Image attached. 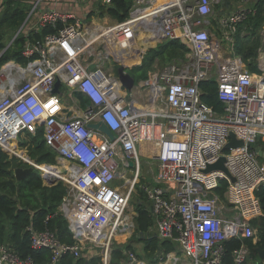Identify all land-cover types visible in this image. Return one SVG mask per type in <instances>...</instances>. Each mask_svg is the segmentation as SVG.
<instances>
[{
  "label": "built area",
  "instance_id": "obj_1",
  "mask_svg": "<svg viewBox=\"0 0 264 264\" xmlns=\"http://www.w3.org/2000/svg\"><path fill=\"white\" fill-rule=\"evenodd\" d=\"M94 1L99 14L94 21L85 23L52 9L39 16L36 28H27L41 2L37 0L19 33H41L47 27L56 32L26 42L21 50L24 64L10 60L0 66V151L37 172L42 181L50 176L55 185L62 184L65 195L58 213L75 241L64 245L44 231L31 234V248L49 250L48 264H60L65 255L76 260L84 251L99 259L98 264H115L111 261L115 242L135 228V213L126 211L140 175L137 149L152 144L155 185L144 183L139 188L151 208L157 239L176 247L157 255V264H226L224 246L231 240H251L260 244L256 249H263L252 221L262 217L256 191L264 184V163L248 143L264 142V32L257 73L249 72L235 55L237 26L255 15L256 0H227L239 8L220 16L215 28L209 20L213 5L223 6L226 0H131L128 20L116 25L107 23L112 1ZM139 21L146 24L149 42L179 40L189 50L182 65L167 67L141 84L151 90L152 82L156 88L162 85L163 91H150L147 98L156 107L153 110L132 107L133 94L124 93L113 67L105 66L110 57L123 65L124 72L141 66L142 52L131 57L103 52L117 35L115 27L125 34L124 26ZM208 30L222 43L212 42ZM131 31L126 32L129 39L137 35ZM208 80L215 82L223 104L221 115L200 99L199 85ZM56 81L59 93L53 94ZM98 122L111 132L113 141L89 128ZM39 129L45 146L56 154L54 165L32 160L27 153L30 141L20 147L18 137L24 133L33 137ZM230 133L243 146L223 151ZM221 157L233 183L220 171L205 173L207 165ZM129 162L132 184L124 191L112 188L119 170L127 172ZM223 180L227 188L221 200L215 191ZM0 264L34 263L0 245ZM117 264L147 263L127 251ZM231 264H264V260L250 257L242 245L232 253Z\"/></svg>",
  "mask_w": 264,
  "mask_h": 264
},
{
  "label": "trees",
  "instance_id": "obj_2",
  "mask_svg": "<svg viewBox=\"0 0 264 264\" xmlns=\"http://www.w3.org/2000/svg\"><path fill=\"white\" fill-rule=\"evenodd\" d=\"M112 5L108 8V15L118 23L128 19L132 6L131 0H111ZM31 5L22 0H3L0 13V53L6 48L5 39L13 38L16 31L25 23ZM255 15L250 16L245 22L237 26L235 55L239 56L251 73H257L256 57L261 44L257 32L264 24V1L256 0L253 3ZM61 25L57 29H61ZM56 30L49 27L42 29L41 33L20 32L10 46L0 57V63L13 60L19 64L26 61L21 56V50L26 42H34L41 37L55 33ZM149 39V37H148ZM151 40V39H150ZM145 48L153 46L145 44ZM188 49L179 40H166L160 43L155 49H150L144 56L141 66L136 71L143 72L144 80H147L148 73L154 70L158 61L163 63L166 60H183ZM200 99L208 107L218 114H223V104L219 101L215 82L204 81L199 85ZM84 105L82 99L79 98ZM28 155L38 164H56V154L47 148L42 140L41 129L37 134L30 137ZM263 145L261 142L256 144ZM20 165V164H19ZM20 167H23L20 165ZM215 193L221 200H224V192L227 182L221 181ZM142 191H139L140 196ZM65 195V188L62 184L47 187L43 184L37 172L31 173L25 180L17 182L11 170V160L0 151V245L8 246L22 259H31L34 264H48L51 253L49 250H34L31 248V234L48 231L61 244L73 245L75 241L68 229L64 217L58 213V208ZM259 200L264 222V184L256 191ZM135 213L136 237L145 243V252L151 261H156L158 251L172 250L173 244L160 242L157 238L150 236V230L154 221L147 208L145 195L137 200ZM254 226L257 220L252 221ZM264 241V238L262 237ZM242 245L249 249L250 257L255 258V249L251 240H231L225 243V263L231 264V255ZM115 247V246H114ZM113 247V248H114ZM122 251L114 248L111 253L112 263H119L123 260ZM99 259L94 258L91 253L84 251L80 258L73 259L70 255L62 257L60 264H98Z\"/></svg>",
  "mask_w": 264,
  "mask_h": 264
},
{
  "label": "crops",
  "instance_id": "obj_3",
  "mask_svg": "<svg viewBox=\"0 0 264 264\" xmlns=\"http://www.w3.org/2000/svg\"><path fill=\"white\" fill-rule=\"evenodd\" d=\"M22 1H26L27 3H29L31 5V8H30V10H31L34 3L37 0H22ZM2 2H3V0H0V8H1ZM220 8H221V10L219 12V15L222 16L223 14L235 11L239 7L233 5L232 3H230L229 1L226 0L224 5L220 6ZM52 9L57 10V11H61V12L71 13V14L75 15V17H77L80 21L85 22V23H88L89 21H94L96 16H99V14L97 13L98 9L96 8V3L94 0H88L86 3H76V4H70L64 0H41V2H39L37 8L32 13L31 17L29 18V20L27 22V25H26L27 28H31V29L36 28L39 16L43 12L48 11V10H52ZM0 13H1V9H0ZM216 20L217 19L213 20L214 25L216 23ZM129 26L131 27L130 29H132L131 32L137 31V35L135 37L132 34L131 38L129 39V36H127V35L123 36V35L117 34V35H115V37L112 40H110L111 42L107 43V46L110 48V51L117 56L126 55V56L131 57L132 51L134 52L137 50H145V46H146L145 44L147 42L150 43L151 45H154V42H152V43L149 42L151 40L148 39L147 35H145L146 25L143 21L136 22L135 24H129ZM130 29H129V31H130ZM146 32H148V31H146ZM16 33H17V31H16ZM135 38H137L139 45H138V43L137 44L135 43V40H136ZM122 44H126L127 47L124 48V46ZM184 59H185V56H184L183 60L177 59L176 60L177 64L178 63L181 64V62H183ZM169 67H172V66H169ZM173 67H175V66L173 65ZM151 75H153V74H148V76L146 78L148 80H144L145 84L147 82H149ZM135 84H136L135 88L138 90L133 88L132 91H127L124 93L133 94V105H132V107H135L137 109H142V110L149 109L151 106L147 103V98L149 97L151 92H149V93L148 92H145V93L142 92L143 89H142V85H141L142 83L141 82H137ZM140 91H141V93L139 94ZM153 108L155 109L156 107L154 106ZM153 108H151V110H153ZM154 176L155 175H152L150 173V176H149L151 179L150 183H149L150 185L151 184L155 185L154 184ZM120 191H123V189L122 190L120 189ZM147 208H148V204H147ZM135 215L137 216L136 213H135ZM133 231L126 233L123 237H121L119 239V241L117 240L114 244V246L116 245L115 248L117 247L122 251L123 258H125V253L127 251H133L135 253L136 257L138 259H140L141 261H144V262L149 261V257L145 252L144 241L141 239H138L137 237H133V238L131 237L130 238ZM150 236L157 238L155 223H154V226L152 227V229L150 230ZM175 248L176 247L173 245L172 250H169V251H176ZM169 251H166V252H169ZM161 252L164 253L163 251H158V253L156 255H159Z\"/></svg>",
  "mask_w": 264,
  "mask_h": 264
},
{
  "label": "rangeland",
  "instance_id": "obj_4",
  "mask_svg": "<svg viewBox=\"0 0 264 264\" xmlns=\"http://www.w3.org/2000/svg\"><path fill=\"white\" fill-rule=\"evenodd\" d=\"M221 8L219 5L217 4H214L213 5V9H212V15L209 17V20L211 22V26L215 28V25H214V22L213 20L214 19H218L219 18V12H220ZM128 20V19H127ZM101 22V21H100ZM126 22V21H125ZM107 23L109 25H116L118 24V22L111 18L109 16V18H107ZM146 25V24H145ZM264 32V24L262 26V28L257 32V34L260 36V40H261V37H262V33ZM145 35L148 36L147 32H145ZM135 43L139 45V42L137 41V38H135ZM12 41V38L9 39V38H6L5 39V43H6V46L7 45H10ZM162 43V42H161ZM160 43H156V45L154 44L153 46H149L147 48H145V50L142 52V54H146L150 49H155ZM97 47L96 45L94 46V48ZM260 47H261V44H260ZM259 47V49H260ZM258 49V50H259ZM110 51V48L106 45L104 46V49H103V52L105 51ZM111 52V51H110ZM183 62L178 63L177 64V61L176 60H166L165 62L163 63H159L158 61L156 62V65H154V70H152L151 72H149L148 74H159L161 73L165 68L169 67V66H178L179 64L182 65ZM122 64L120 62H117L116 60H114L113 57H110L109 59V62L106 61L105 63V66L108 68V67H113L114 69V76L116 78L117 77V69L119 68V66H121ZM0 66H1V63H0ZM123 66V65H122ZM156 66V67H155ZM140 66H135L131 69H126L125 72L126 74H128L133 80L135 83L137 82H141V83H145L144 81V74L143 72H139L138 70L136 71V68H138ZM140 80V81H139ZM148 80V79H147ZM134 83V88L136 86V84ZM162 85L161 83H159V85H157V88L162 90ZM143 91L142 92H150L152 91L151 89H148V86H144L143 88ZM123 90L125 92H127L128 90L125 89L123 87ZM129 91H132V90H129ZM163 91V90H162ZM161 91V92H162ZM141 93V91L139 92V94ZM138 94V93H137ZM31 139L29 138V136L27 134H23L22 135V138L21 137H18V141H19V144H20V147H24V144L28 143ZM261 142V141H259ZM263 145H260L257 143V145L261 146V150H262V154L261 156H258L259 157V161L260 163H264V142H261ZM27 153H28V149H27ZM137 154H138V158L140 160V175H139V178H138V182L133 186L132 188V193H131V196H130V200H129V205H128V209L126 211V214L127 215H131L132 213H135V210H136V204H137V200L140 199V197L142 198V196H144V193L141 192V195L140 196V193L139 191L140 188H139V185L141 184H144L145 182L147 184L150 183V173L152 175L155 174V169H154V161H153V156H154V150H153V145L152 144H147L145 146H139L138 149H137ZM20 165H22L23 167L22 168H27L25 167L23 164H21V162L17 161ZM132 181H133V168H129L127 170V172H124L123 170H119L118 174H117V178L116 180L114 181V183L111 185L112 188H115V189H124L126 188H129V184L131 183L132 184ZM130 184V185H131ZM226 216V215H224ZM259 221V219L257 220V222ZM255 230H256V236L260 237L262 239L263 237V234H262V231L258 228V226L256 225L255 226ZM133 238V237H136V228H134V231L132 232V235L130 236V238ZM119 241V240H118ZM116 246V245H115ZM114 247V246H113ZM115 248V247H114ZM113 248V249H114ZM112 249V250H113ZM133 252V251H132ZM134 253V252H133ZM135 254V253H134ZM136 256V255H135ZM157 256V255H156ZM137 258V257H136ZM258 257L255 255V258L254 259H257ZM154 258H149V261H146L147 264H157L158 261H159V258L156 257V261H151L153 260ZM137 260H140L137 258Z\"/></svg>",
  "mask_w": 264,
  "mask_h": 264
},
{
  "label": "water",
  "instance_id": "obj_5",
  "mask_svg": "<svg viewBox=\"0 0 264 264\" xmlns=\"http://www.w3.org/2000/svg\"><path fill=\"white\" fill-rule=\"evenodd\" d=\"M20 30L17 31V34L19 33ZM209 35H210V40L212 42H216L217 44H221L222 40L217 39L216 35L213 33L212 30H208ZM17 34L15 36H17ZM117 77L125 89L132 90L134 88V80L124 72V67L119 66L117 69ZM59 81H56L53 91V94H58L59 93ZM89 128L92 130H95L103 135H105L110 141L114 140V136L111 134V132L107 129V127L102 123L98 122L96 124L89 125ZM230 141L229 143L224 147L223 151H227L229 149H235L243 146V142L241 140H236L234 134L230 133L229 134ZM248 146L251 149H255L258 156H261L262 150L261 146L257 145L256 143H248ZM225 159L223 157L219 158L218 161L214 164L207 165L205 173L211 172V171H220L222 172L229 180L230 182H234V179L230 176L229 172L227 171L225 167ZM129 168H133V163L129 162L128 163ZM11 170L13 171L14 177L17 182H21L25 180L31 173H33V170L31 168H22L20 167L19 163L16 160L11 161ZM43 181L48 187L55 186L56 179L50 176L43 177ZM151 211V208L149 209ZM258 228L262 231L263 237H264V222L263 221H258L257 222ZM256 256L264 260V247L263 249H255Z\"/></svg>",
  "mask_w": 264,
  "mask_h": 264
},
{
  "label": "bare ground",
  "instance_id": "obj_6",
  "mask_svg": "<svg viewBox=\"0 0 264 264\" xmlns=\"http://www.w3.org/2000/svg\"><path fill=\"white\" fill-rule=\"evenodd\" d=\"M139 19H142V18H139ZM125 28V29H124ZM131 27L129 26V25H126V26H124L123 27V29H124V33L125 34H122V32L117 28V27H115V29H116V32H117V34L118 35H123V36H126L127 34H126V32L127 31H129V29H130ZM113 38H110V40H112ZM155 44V43H154ZM144 50H137V51H132V53H131V56L132 55H137L138 54V52H143ZM137 58H134V59H132V60H124V64H129V63H131V62H134L135 60H136ZM151 85H152V91L154 92V93H156L157 92V88H156V86H155V83L154 82H152L151 83ZM151 108H153V107H150V109ZM52 173H54V172H52ZM131 184V183H130ZM129 184V185H130Z\"/></svg>",
  "mask_w": 264,
  "mask_h": 264
}]
</instances>
